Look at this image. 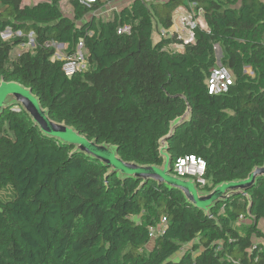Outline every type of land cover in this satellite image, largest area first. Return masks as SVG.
<instances>
[{"label": "trees", "instance_id": "16d2710c", "mask_svg": "<svg viewBox=\"0 0 264 264\" xmlns=\"http://www.w3.org/2000/svg\"><path fill=\"white\" fill-rule=\"evenodd\" d=\"M190 5L205 22L193 27L194 41L168 33L153 42L155 30H170L175 10ZM102 6L0 0V86L26 90L49 121L125 162L163 167L167 159V172L202 194L264 167V0H132L104 20L86 19ZM6 29L12 35L2 38ZM29 35L32 48L11 59ZM79 41L88 65L68 78L52 44L69 56ZM216 45L233 83L212 95ZM188 154L205 160L204 185L174 172ZM259 220L264 174L201 208L179 188L120 174L46 134L20 101L5 97L0 264H264Z\"/></svg>", "mask_w": 264, "mask_h": 264}, {"label": "built area", "instance_id": "2783aa9c", "mask_svg": "<svg viewBox=\"0 0 264 264\" xmlns=\"http://www.w3.org/2000/svg\"><path fill=\"white\" fill-rule=\"evenodd\" d=\"M80 4L90 7L93 4H102L105 5L108 3L109 0H76ZM144 1H150V0H144ZM193 5H190L189 7L181 6L177 8L174 12L173 16V25L170 29V33L174 34L176 33L178 39H181L184 43L193 42V27L198 24L201 27H205V23L202 20V18L198 17V19H201V21H195L196 19L193 18L194 12H193ZM127 28H119L118 33L121 32H127ZM169 31V30H168ZM167 32V31H166ZM19 35V33H17ZM12 35V33L6 29L1 33L2 38H9ZM54 47H58V52H61V49H63L62 44L54 43L52 44ZM171 46L178 47L177 51L182 52L183 51V44L181 43H172ZM56 49V48H55ZM86 51L83 48V42L79 41L76 50L72 55L66 56L62 53V56H58V59L63 60L62 64V71L66 77H71L74 73L79 72L88 65ZM233 83V77L229 70L221 65L220 63H217L215 66H213L209 70V74L207 77V92L212 95L216 94H222L228 91L229 87ZM205 160L199 156L188 154L181 156L176 159L174 163V172L178 176H189L192 177L196 183L199 185L205 184ZM164 222V219L162 220Z\"/></svg>", "mask_w": 264, "mask_h": 264}, {"label": "water", "instance_id": "95a60500", "mask_svg": "<svg viewBox=\"0 0 264 264\" xmlns=\"http://www.w3.org/2000/svg\"><path fill=\"white\" fill-rule=\"evenodd\" d=\"M7 93L9 95H14V97L22 103L25 109L29 112L33 121L40 127L43 132L75 145H79V143H81L78 139V136L74 135V133H72L64 125L52 123L51 121H49L45 116L44 111V114L40 112L39 106L33 101L34 99L26 95L24 96V94H19L18 92H16V90H11ZM4 100L5 98L0 97V108L3 106ZM79 147L81 150H85L95 155L97 159L104 161L107 165H111L114 170H117L119 168L121 169V171H123V173L141 177L142 179L152 178L159 183H166L172 187L179 188L189 201L201 208H206L208 204L217 200V198L221 196L227 189L246 188L254 181V178L257 175L264 174V167H260L253 171L250 175H248L247 179L243 181L223 184L218 186L209 194H202L190 181L170 175L167 172V159L163 167L138 166L134 164L120 163L119 160L115 159L112 155H110L103 149L97 150L99 151L97 152L94 150H87L85 146ZM230 195L231 194H228L226 197L228 198L230 197Z\"/></svg>", "mask_w": 264, "mask_h": 264}, {"label": "rangeland", "instance_id": "374dc122", "mask_svg": "<svg viewBox=\"0 0 264 264\" xmlns=\"http://www.w3.org/2000/svg\"><path fill=\"white\" fill-rule=\"evenodd\" d=\"M38 1H40V0H22V3L23 4H27V5H32V4H34V3L38 2ZM127 3H129L128 0H109L108 3H106L105 5H103L101 8L97 9L96 11H91L87 15L86 19H89L90 17H95L97 19V17H100V19H103L104 20V19L108 18L112 14L113 11L120 10L121 7L125 6ZM60 7H61V10L63 11V13L70 15V13H71V7H70V5L68 3L62 1ZM195 21H201V22H203L201 19H198V18ZM125 28H127V27H125ZM168 33H170V30L166 32V31H163V30H160V29L159 30L156 29L155 32L152 34V40H153V42L157 41L161 35H168ZM32 46H33V39L29 35L28 41L26 43H21V44L17 45L12 50V52L10 53V58L11 59L12 58H15L22 51L31 49ZM170 47H171V49H174V50H177L178 49V47H175V46H170ZM55 48H56V51H55L54 57L57 58L58 56H62V53H63L62 50L63 49H61V52L59 53L58 52V47L55 46ZM215 52H216V58H217L216 63H220L219 62V59L221 57V52H220V49H219V47L217 45L215 46ZM244 70L249 75L252 74L250 67H245ZM11 90H16V92H18L19 94H24V96L26 95V96H29L30 98H32L29 94H27V91L26 90H24L22 88H18L17 86L11 85V84H9V85L8 84H4V85H1L0 86V97H3V98L7 97L8 96V93L7 92H9ZM14 94H16V93H14ZM12 96H14V95H12ZM33 101L36 103L35 100H33ZM39 110H40L41 113H43V111H42L41 108H39ZM78 139L81 142V143H79V146H85V148L87 150L97 151V150H100V149L102 150L103 149L106 152H108L110 155H112L115 159L119 160L120 163L132 164V163L125 162V161L121 160L120 158H118L116 155H114L113 148H111L110 146H106V145H96V144H94L93 142L87 140L86 138H84L81 135H78ZM97 152H99V151H97ZM257 168H260V166H255L249 172V175L253 171H255ZM117 170L119 171L120 174H124L123 171H121V169L118 168ZM184 179H186V178H184ZM258 227L264 233V220H259ZM255 241H257V240H255ZM146 248L148 249V248H150V246H146Z\"/></svg>", "mask_w": 264, "mask_h": 264}, {"label": "crops", "instance_id": "0c3cea01", "mask_svg": "<svg viewBox=\"0 0 264 264\" xmlns=\"http://www.w3.org/2000/svg\"><path fill=\"white\" fill-rule=\"evenodd\" d=\"M129 2H131L132 0H128ZM205 23V22H204ZM205 26V25H204Z\"/></svg>", "mask_w": 264, "mask_h": 264}]
</instances>
